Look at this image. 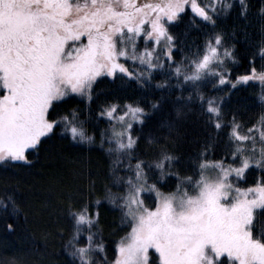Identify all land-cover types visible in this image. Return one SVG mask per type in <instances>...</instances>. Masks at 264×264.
<instances>
[{
  "label": "snow or ice",
  "instance_id": "snow-or-ice-1",
  "mask_svg": "<svg viewBox=\"0 0 264 264\" xmlns=\"http://www.w3.org/2000/svg\"><path fill=\"white\" fill-rule=\"evenodd\" d=\"M249 88L251 116L232 107ZM55 136L104 157V182L64 197L66 264H264V0H0V164Z\"/></svg>",
  "mask_w": 264,
  "mask_h": 264
},
{
  "label": "trees",
  "instance_id": "trees-1",
  "mask_svg": "<svg viewBox=\"0 0 264 264\" xmlns=\"http://www.w3.org/2000/svg\"><path fill=\"white\" fill-rule=\"evenodd\" d=\"M252 2L256 4L257 0ZM226 23L231 26L239 22L229 18ZM252 31L249 29L250 33ZM238 36L243 44L242 34L238 33ZM98 87L107 91L113 86L102 81ZM253 94L254 90L250 88L234 94L232 107H239L251 116L254 109L250 107L252 101L248 97ZM174 115L171 105L166 103L153 122L159 124ZM161 132L168 134L167 128H161ZM199 135L201 128L195 113L189 114L173 131L178 151L185 152ZM30 159L31 165L24 162L0 164V193L9 189L21 208L16 215L10 208L6 214L0 212V264H66L67 256L57 235L58 229L66 225L61 211L64 197L70 191L85 187L90 179L104 182L103 153L97 146L89 151L86 145L78 146L55 136L46 140ZM102 212L104 235L110 242L116 238L113 230L123 234L117 229L119 213L107 206ZM7 223H14L16 231L9 232Z\"/></svg>",
  "mask_w": 264,
  "mask_h": 264
}]
</instances>
